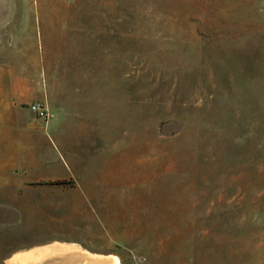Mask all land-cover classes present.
<instances>
[{"label": "rangeland", "instance_id": "374dc122", "mask_svg": "<svg viewBox=\"0 0 264 264\" xmlns=\"http://www.w3.org/2000/svg\"><path fill=\"white\" fill-rule=\"evenodd\" d=\"M36 247L264 264V0H0V264Z\"/></svg>", "mask_w": 264, "mask_h": 264}, {"label": "bare ground", "instance_id": "6f19581e", "mask_svg": "<svg viewBox=\"0 0 264 264\" xmlns=\"http://www.w3.org/2000/svg\"><path fill=\"white\" fill-rule=\"evenodd\" d=\"M62 258H66L67 261H69L66 264H122L121 259L117 255L107 258H92L90 256H85L83 253L73 247H60L53 248L51 251L44 250L36 252L35 257L32 259V261H29V264H48L52 261L58 262V260Z\"/></svg>", "mask_w": 264, "mask_h": 264}, {"label": "crops", "instance_id": "0c3cea01", "mask_svg": "<svg viewBox=\"0 0 264 264\" xmlns=\"http://www.w3.org/2000/svg\"><path fill=\"white\" fill-rule=\"evenodd\" d=\"M59 242H62V241H59ZM65 243H75V244L80 245L82 248L86 249L82 244H80V243H78V242H65ZM48 244H49V243H48ZM39 246H41V245H39ZM44 246H45V244H44ZM34 247H35V246H34ZM41 247H42V246H41ZM31 248H32V247H31ZM38 248H39V247L34 248L36 252L43 251V249H42V250H38ZM70 248H71V247H70ZM73 248H74V247H73ZM28 249H30V248H28ZM34 249H31V250H34ZM76 249L79 250V251L81 252V249H80V248H77V247H76ZM25 250H27V249H25ZM31 250H29V251L31 252ZM86 250H88V249H86ZM21 251L26 252V251H24V250L13 251L12 254H11L9 257L6 258V263H7V260H8L9 258H11L14 254H17V253H19V252H21ZM88 251H90V250H88ZM90 252H92V253H96V252H93V251H90ZM81 253H82V252H81ZM84 255L89 257L88 253H87V254H84ZM100 257L107 258V257H110V256L97 254L96 257H94V258H100ZM49 262H50V261H49ZM59 262H60L59 260H58V262H54V261H52V262H50V263H48V264H59ZM28 264H29V262H28Z\"/></svg>", "mask_w": 264, "mask_h": 264}, {"label": "built area", "instance_id": "2783aa9c", "mask_svg": "<svg viewBox=\"0 0 264 264\" xmlns=\"http://www.w3.org/2000/svg\"><path fill=\"white\" fill-rule=\"evenodd\" d=\"M31 109H32L34 112H36V113H38L39 115H41V116H44V117H47V116H48V113H47L46 109L43 108L40 104H35V105H33V106L31 107Z\"/></svg>", "mask_w": 264, "mask_h": 264}, {"label": "trees", "instance_id": "16d2710c", "mask_svg": "<svg viewBox=\"0 0 264 264\" xmlns=\"http://www.w3.org/2000/svg\"><path fill=\"white\" fill-rule=\"evenodd\" d=\"M44 184H48V185H56V186H66L69 185L68 181H64V180H58V181H54V182H48V183H44Z\"/></svg>", "mask_w": 264, "mask_h": 264}]
</instances>
